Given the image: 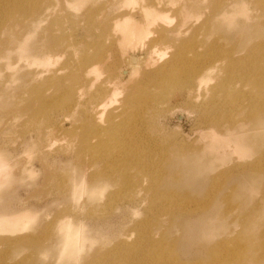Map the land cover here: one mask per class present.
I'll use <instances>...</instances> for the list:
<instances>
[{"label": "rangeland", "instance_id": "rangeland-1", "mask_svg": "<svg viewBox=\"0 0 264 264\" xmlns=\"http://www.w3.org/2000/svg\"><path fill=\"white\" fill-rule=\"evenodd\" d=\"M128 22L142 26L133 43ZM177 52L184 64L165 70L182 78L154 89L146 115L143 169L98 160L122 150L103 131L122 100L99 116L98 87L121 86L130 55L158 68ZM70 58L88 71L74 79L93 84H72L61 69ZM199 71L210 85L196 103ZM207 115L258 133L216 167L175 164L219 132ZM18 214L29 225L0 227V264H122L137 253L138 264H208L214 249L219 264H264V0H0V221ZM66 223L80 235L70 256Z\"/></svg>", "mask_w": 264, "mask_h": 264}, {"label": "bare ground", "instance_id": "bare-ground-1", "mask_svg": "<svg viewBox=\"0 0 264 264\" xmlns=\"http://www.w3.org/2000/svg\"><path fill=\"white\" fill-rule=\"evenodd\" d=\"M137 1V0H136ZM34 12H37V9L34 10ZM226 13H224L223 16H225ZM14 17V16H13ZM11 17V19L14 21L15 19ZM25 17H23L24 19ZM19 22V21H18ZM125 26V31L122 32V36H124V39H129V43H133L137 37H140V31L142 30V26L136 25L135 23L128 22ZM229 57L231 58V52H229ZM186 59L185 55H182L181 53L177 52V54H174L172 59L170 61H167V63L163 66H160L158 68H154L150 65V63L144 62L142 58L138 55H130L128 58L129 66L131 67V71L127 69H123L120 71V74L117 75V80L120 81L121 86H113V90H109V86L112 87V82H109V85H101L99 86L100 91V101L97 102L94 101V112H97V114L104 115L107 113L109 108L115 105L120 100H122V104L116 107V111L113 115V110L110 111L112 114H108V118H110L112 121L111 123H108V125L103 127V131L106 130V135L110 137L115 138V142L118 145H121V149L118 152V156L116 159L112 156L115 153L112 154H105V155H99L97 158L98 160H105V163L107 161H111L112 163L110 165H118L116 161H120L122 165H135L134 167H139L141 165V161H143L147 154H142L139 157V152L143 151L144 149H147L146 142L152 140L151 135V127H149V124H147V121L149 117L146 115L148 114V111L153 112V94H155L154 89L162 84H169L174 85L176 82L181 80L182 77H178L177 75H173V73H169L166 68L173 67L176 63L178 65L184 64V60ZM233 61V60H232ZM79 71L80 67L81 72L84 71L85 75L88 73V71L85 69L84 65H77L74 58H70L64 66L61 67L63 70H68L69 77L71 78L72 84H79L80 80L84 83V86H86L88 83L93 84L94 78H90L89 82H86L85 79L82 77L81 73L79 75V80L75 76H77L75 69H78ZM93 67V66H92ZM232 67L235 69V66L232 65ZM95 68V67H93ZM90 69V68H88ZM96 69V68H95ZM94 69V70H95ZM97 70V69H96ZM139 70V72H138ZM93 71V70H92ZM204 72V73H203ZM199 71L197 75H192V84L193 90L195 92V97L192 98V100L196 103L200 102L203 98H205V94H207L210 85V81L206 84L207 75L205 71ZM92 74V72H91ZM84 75V73H83ZM88 75V74H87ZM87 79V78H86ZM213 80H216L213 78ZM116 83V82H113ZM254 82L251 84L253 85ZM244 85V84H243ZM246 85H248V82L246 81ZM244 85V86H246ZM228 89V86H227ZM222 94L225 92L222 88L219 90ZM185 97V93H181ZM98 98V97H97ZM121 98V99H120ZM218 100L216 96L210 97L207 99L206 105H210L211 103ZM234 108V107H233ZM240 109V106L235 107V112ZM229 114H234V112H229ZM182 118V117H179ZM207 122H209L211 127L216 129V131H219L218 133L212 132L213 135L211 136L210 142L207 143L206 149L201 152V155H191L189 157L183 156H177V159L175 160V164H184L189 169H203L208 167V162L213 163V165L216 167L217 163L219 161L224 160V158L229 155L227 153V149L229 147H232L234 151H239L240 144L247 145L251 139V137L255 136L258 133V130H252L249 131L251 127L249 125H246L247 123L244 122H238L236 125H234L232 128H229L227 126L226 121L221 122L218 121L216 123L215 118H213L210 115L206 116ZM252 123L251 121H249ZM95 128H98L95 126ZM221 130V131H220ZM122 132H126L127 134L125 136L120 137V134ZM95 133L99 134V130ZM98 134L95 135V140L93 141V144L96 146H99L102 139L98 137ZM224 136L220 140L221 137ZM108 149H113V146H108ZM110 150L108 152H110ZM148 157V156H147ZM231 158V157H230ZM231 161V160H230ZM165 165H167V161H162ZM230 164V163H229ZM228 165V163H227ZM141 169H143V165H141ZM121 169H119L120 171ZM145 175V174H143ZM142 175V176H143ZM218 192V191H217ZM216 191H210L208 193L209 196H218ZM211 203H216V200L212 199ZM184 209V208H183ZM198 209V207L195 205V207L187 209L185 207L184 210H182L183 213H195L194 211ZM231 211L230 209H228ZM29 216L27 215H14L11 218L1 220L2 224L0 223V227H2V230L4 231H10L15 232L17 230H20L22 227L29 225L28 224ZM64 225L62 238L63 241V252L70 256L68 251H73L75 248H77L79 245L80 235L78 234V230H75L74 227L69 224H62ZM33 239V235L31 234L30 237L25 236L26 241H30ZM23 237L17 238L22 242ZM23 241V242H26ZM61 242V239H60ZM159 243V242H158ZM219 251L217 249H214L211 251L210 255L212 256V260L208 264H219L220 262L224 261V258L217 259V253ZM232 253H230L227 257L229 258ZM138 255V257H137ZM154 258V255L152 256ZM129 258V257H127ZM139 253L136 255H132V262L127 259L126 262L122 264H138L140 262ZM248 261L253 260V255H250V257L247 259ZM258 262V264H261V259ZM246 261L245 264H249V262ZM230 262V259H227V263ZM238 263H243L242 258L238 259ZM108 264H114L113 262L109 261Z\"/></svg>", "mask_w": 264, "mask_h": 264}]
</instances>
